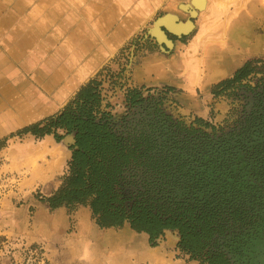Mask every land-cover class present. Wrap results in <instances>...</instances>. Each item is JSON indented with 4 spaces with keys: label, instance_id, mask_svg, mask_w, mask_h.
<instances>
[{
    "label": "rangeland",
    "instance_id": "1",
    "mask_svg": "<svg viewBox=\"0 0 264 264\" xmlns=\"http://www.w3.org/2000/svg\"><path fill=\"white\" fill-rule=\"evenodd\" d=\"M144 2L142 15L132 12L133 16H139L133 37L101 67L98 76L95 75L102 83L104 105L109 104L106 111L119 122L128 114L125 90L136 89L143 99L161 100L164 113L186 128L216 135L215 138L229 139V133H238L244 110L250 109V106L244 108L245 104L252 100L241 97L245 89L240 87L228 89L219 96H213L212 91L222 81L232 78L247 61L264 62V0H207L205 9L202 5L201 9L193 6L190 0ZM22 15L28 14L23 12ZM165 15L174 16L176 24L190 21L193 29L175 35L161 27L171 42L166 46L164 40L159 38L160 42L152 34L156 19ZM8 27L12 29V25ZM230 27L235 29V36L229 32ZM9 35L0 37V57L10 47ZM197 38L198 44L189 51V45ZM31 43L23 49L24 53L0 64V142L7 139L0 147V264H121L124 256L128 264H155L149 253L163 240L170 241L171 236L178 238L176 230L164 232L168 237L158 238L157 245L152 247L147 234L131 230L126 223L121 228L101 229L89 207L53 210L43 201L58 190L68 175L73 134L64 135L60 142L52 135L42 139L29 134L9 136L59 113L80 88H69L63 93L61 88L47 84L44 76L53 74V57L46 53L33 54L35 45ZM46 44L52 53L54 44ZM220 54L236 58V63L228 66L223 76L212 80L211 87L205 86V90L202 83L209 72L210 61ZM151 55L168 60L174 58L173 75L177 79H189L194 74L196 82L191 92L170 84L134 85L133 70L143 58ZM117 77L118 83L112 84ZM261 77L251 75L242 85L255 87ZM55 99L62 101L55 102ZM247 153L258 155L259 163L253 162ZM263 154L252 152L246 146L239 151V158L230 164L229 172L235 177V183H230L238 193L237 201L243 212L238 214L237 222L231 221L224 234L215 239L232 264H264ZM59 209L62 218L56 221L60 218ZM84 219L93 225L91 230L82 227ZM113 236H121L126 238V243H131L124 249L120 244L123 239L110 241ZM177 242L168 246L167 252L175 262H192L177 248Z\"/></svg>",
    "mask_w": 264,
    "mask_h": 264
},
{
    "label": "trees",
    "instance_id": "2",
    "mask_svg": "<svg viewBox=\"0 0 264 264\" xmlns=\"http://www.w3.org/2000/svg\"><path fill=\"white\" fill-rule=\"evenodd\" d=\"M251 75L262 76L259 87L252 90L242 85ZM263 76V61H247L213 89L217 96L239 87L261 90L251 111L245 112L240 130L229 134V139L210 140L186 128L164 113L161 100L143 99L135 89L125 94L128 112L133 110L131 120L124 117L117 122L106 111L109 104L104 105L102 83L96 76L59 113L9 138L52 135L60 142L73 134L68 175L53 195L43 198L50 209L89 207L101 229L126 223L131 230L147 234L152 247L164 231L176 230L177 248L190 260L218 264L224 254L215 238L243 212L231 184L235 177L230 164L246 146L264 153ZM113 81L118 83L119 78ZM247 156L259 163L258 155Z\"/></svg>",
    "mask_w": 264,
    "mask_h": 264
},
{
    "label": "crops",
    "instance_id": "3",
    "mask_svg": "<svg viewBox=\"0 0 264 264\" xmlns=\"http://www.w3.org/2000/svg\"><path fill=\"white\" fill-rule=\"evenodd\" d=\"M192 1L201 2L204 9L207 7V0H190V2ZM1 2L0 37L8 36L10 32L9 36L12 40L8 43L10 46L8 50L2 52L0 64L9 58H15V55L24 53L23 49L28 47L32 41L41 40L43 41L41 43L32 42L35 45L33 54L46 53L53 57V74L44 77L47 78V84L61 88L63 93L69 88L79 89L93 79L101 67L133 37L139 25V16L142 15L145 6L144 0H135L134 2L132 0H1ZM11 8L12 12L9 13ZM23 12L28 15L23 16ZM132 12L139 16H133ZM167 20L168 24L171 23V26H175L176 23L173 22L176 21V18L170 19L169 17ZM9 25H12L11 30H9ZM160 29H157L158 38L164 40V33H160ZM229 32L233 36L236 35L233 27H230ZM49 42L55 46L52 53L51 47L49 49L46 44ZM194 44H198V38L192 45H189V51ZM45 48L48 52L45 51ZM217 56L210 61L209 72L202 83L204 88L207 85L211 87L212 80L223 76L228 66H233L236 63V58L223 57L222 54ZM173 59L168 60L159 55L143 58L131 74L133 84H170L191 92V88L196 82L195 75L192 74L189 79H187L188 77L186 79L175 78L173 74L176 69L172 65L175 61ZM186 70L188 69L186 68ZM184 97L189 98L190 95L184 94ZM54 101L59 102L62 99ZM57 211H59L60 218L56 221H61L60 209ZM81 224L82 227H89L90 230L93 226L85 219L81 221ZM167 237L165 234L164 238ZM143 238L145 240V234ZM169 238L173 242L167 238L149 253L153 255L152 261L155 264H198L196 261L179 260L177 262L178 260H176L175 262L166 248L174 245L177 242V237ZM122 239L120 244H123L122 247L125 249L131 242L126 243V238L122 237ZM104 240L108 241L109 239L105 238ZM110 244L120 247V244L115 242H110ZM124 257L121 264H128V259L126 256Z\"/></svg>",
    "mask_w": 264,
    "mask_h": 264
},
{
    "label": "flooded vegetation",
    "instance_id": "4",
    "mask_svg": "<svg viewBox=\"0 0 264 264\" xmlns=\"http://www.w3.org/2000/svg\"><path fill=\"white\" fill-rule=\"evenodd\" d=\"M245 87L246 86H249L250 87V89L252 90V88H254V87H251L250 85H244ZM243 87L242 89H245V91H244V94L241 96L244 100H246V101H248V100H252V103H250V102H247L246 104H245V107L244 108H247V106H250V109H249V111H251V108H252V106L255 104V102H254V99H259V98H257V94L258 93H260V89L259 90H255L254 92L253 91H248V89H246V88H248V87ZM256 87H259L258 86V84L256 85ZM126 90H128V89H126ZM126 90H125V94H126ZM129 90H132V89H129ZM136 90V89H135ZM125 94H124V100H125ZM213 95V94H212ZM214 96V95H213ZM264 96V95H263ZM261 99H264V98H261ZM126 104V103H125ZM126 107H127V105H126ZM128 109V108H127ZM133 111V110H132ZM132 111H127V115L126 116H124V117H127V119L128 120H131V118H132V116H131V118L129 119L128 118V115L129 114H131L132 113ZM249 111H247V110H244V112H249ZM113 116V115H112ZM245 114L243 115V117L241 118V123H240V126H241V124H242V122H243V119L245 118ZM123 117V118H124ZM137 117V116H136ZM114 118V117H113ZM121 120V119H120ZM176 122V121H175ZM241 128V127H240ZM194 129V128H193ZM196 130V129H195ZM200 133H201V131H199ZM202 134H206V133H202ZM230 134V133H229ZM228 134V135H229ZM209 138H210V140H213V139H216L215 137H216V135H214V136H210L209 134H206ZM250 147V146H249ZM251 150V149H250ZM252 152H254L253 150H251ZM248 154V153H247ZM167 231V230H166ZM170 231H175V230H170ZM165 232V231H164ZM164 235H165V233L163 234V237L162 238H164ZM177 241L179 242V235H178V238H177ZM178 242H177V244H178ZM222 251V250H221ZM223 254H224V256H223V258L221 259V262L220 263H218V264H232L231 262H230V259H228L227 257H226V255H225V253L223 252ZM223 261V262H222Z\"/></svg>",
    "mask_w": 264,
    "mask_h": 264
},
{
    "label": "water",
    "instance_id": "5",
    "mask_svg": "<svg viewBox=\"0 0 264 264\" xmlns=\"http://www.w3.org/2000/svg\"><path fill=\"white\" fill-rule=\"evenodd\" d=\"M169 17H170V19H171V18H175L174 16H171V15H165V16H162V17L157 18L156 21L154 22V24L157 25V28H156V29H160L161 27H163V28H165V30L168 31L169 33H172V34H175V35L182 34L183 32H182L181 29L179 28V25H181V23H180V24H175V26H171V25H170L171 23L168 24V23H167L168 20L166 21V18H169ZM165 22H166V23H165ZM186 23L193 25L190 21H187ZM173 25H174V24H173ZM156 29H154V28L152 29V34L154 35V37H155L158 41L162 42L161 40H159L158 36L155 35V31H156ZM192 29H193V28H192ZM161 30H162V29H160V33H163ZM190 31H191V30H190ZM163 36H164V41H163L164 45H166V46L171 45V42L165 37V35H163Z\"/></svg>",
    "mask_w": 264,
    "mask_h": 264
},
{
    "label": "bare ground",
    "instance_id": "6",
    "mask_svg": "<svg viewBox=\"0 0 264 264\" xmlns=\"http://www.w3.org/2000/svg\"><path fill=\"white\" fill-rule=\"evenodd\" d=\"M192 3H193V6H195V7H197V8H200L201 9V4H199L198 2H194V1H192ZM201 3V2H200ZM166 20H167V18H166ZM166 23V22H165ZM154 26H155V28H157V25H155L154 24ZM179 28L181 29V31L183 32V33H186V32H188L189 31V29L191 28V26H190V24H187V25H185V26H179ZM155 34L159 37V32L157 31V29H156V31H155ZM122 236V235H121ZM122 237H120V238H111L110 239V241H116V240H120Z\"/></svg>",
    "mask_w": 264,
    "mask_h": 264
}]
</instances>
